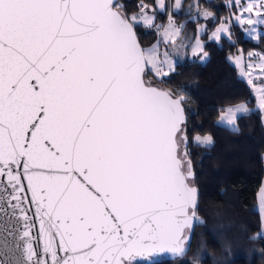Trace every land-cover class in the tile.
I'll return each instance as SVG.
<instances>
[{
	"label": "snow or ice",
	"instance_id": "1",
	"mask_svg": "<svg viewBox=\"0 0 264 264\" xmlns=\"http://www.w3.org/2000/svg\"><path fill=\"white\" fill-rule=\"evenodd\" d=\"M230 3L235 23L264 38L256 28L264 0ZM169 7L180 10L182 0H141L131 14L119 0H0V202L18 208L31 193L45 237L43 258L27 246L33 264H132L154 249L184 254L198 193L184 97L157 85L175 71L160 46L176 45L183 28ZM193 9L215 19L199 0ZM159 12L168 13L167 26L156 23ZM137 25L161 39L143 47ZM222 36L231 40L229 21L208 39ZM185 40L177 47L207 57L198 37ZM242 60L235 64L264 109V53ZM248 111L244 103L225 106L218 122L238 130V113Z\"/></svg>",
	"mask_w": 264,
	"mask_h": 264
},
{
	"label": "trees",
	"instance_id": "2",
	"mask_svg": "<svg viewBox=\"0 0 264 264\" xmlns=\"http://www.w3.org/2000/svg\"><path fill=\"white\" fill-rule=\"evenodd\" d=\"M153 3V0H144ZM185 0L175 14L181 25L182 39L194 43L202 20H194L195 10ZM129 14L139 11L141 0H121ZM230 0H199L201 8L215 17L216 27L230 21L236 11ZM166 15H159L165 21ZM231 40L220 42L202 36L208 61L185 59L177 63L175 71L157 85L184 97L188 119V157L195 173L194 185L199 192L198 225L190 253L182 260L161 264H183L194 258L200 264H264V235L262 217L257 210L258 194L264 182V123L256 100L246 81L229 57L239 50L264 53V38L247 39L241 27L231 25ZM137 36L143 47H151L159 40L155 28L137 25ZM264 36V32L262 33ZM244 103L249 111L237 118L238 130L218 124L219 112L225 106ZM211 136L209 145L197 144L194 136ZM195 256V257H193Z\"/></svg>",
	"mask_w": 264,
	"mask_h": 264
},
{
	"label": "water",
	"instance_id": "3",
	"mask_svg": "<svg viewBox=\"0 0 264 264\" xmlns=\"http://www.w3.org/2000/svg\"><path fill=\"white\" fill-rule=\"evenodd\" d=\"M120 1L121 0H119V2ZM183 108L186 123H188L184 105ZM192 171L194 173L193 166ZM194 181L195 173L190 183L197 189L198 193L195 209L196 219H194L192 224L185 229L184 234L186 240L184 254L178 255L167 250L154 249L151 252H146L143 257L135 258L132 264H161L163 262H175L184 259L190 253L194 241V233L198 225L197 207L199 192L197 186L194 185ZM30 197L31 193L28 192V199L25 204H21L18 208L12 206L16 203L15 201L8 200L6 203L0 202V264H33V261L37 257H33L31 260L29 259L27 249L29 243H32L38 256L43 258L45 237L40 233V218L35 214L36 206L31 202ZM21 209L24 211L22 212ZM25 213L28 217L27 221L25 220ZM26 230L30 232L29 237H25L24 235ZM60 254L63 255V253Z\"/></svg>",
	"mask_w": 264,
	"mask_h": 264
},
{
	"label": "rangeland",
	"instance_id": "4",
	"mask_svg": "<svg viewBox=\"0 0 264 264\" xmlns=\"http://www.w3.org/2000/svg\"><path fill=\"white\" fill-rule=\"evenodd\" d=\"M184 1H185V0H182V7H183V4H184ZM173 2H174V0H166V4H168L169 6H171V5L173 4ZM229 4L231 5V3H229ZM182 7H181V9H182ZM181 9L178 10V11H173V10L171 9V7H169V12H171L172 17H173V19H174V21H175V23H176L177 25H179V24L176 22V17H175L174 15L177 14L178 12H180ZM194 10H195V17H194L193 19H194V20H197V19L202 20V22H200L199 27H198V35H197V37H198V38L204 43V41H203V39H202V36H203L204 34H207V33H208V36H209L210 33H211V31H214L215 28H216V27H219V25H220L221 23L225 22V20L221 21L216 27H213V29H211V27L215 24V19H213L212 17L205 18V17H203L202 15H199V14H198V11H197L196 9H194ZM202 10H203V9L201 8V11H202ZM188 11H189V10H188ZM159 15H163V16L166 15V16H167V17H166V20L163 21V22H162V21H159ZM213 17H214V16H213ZM253 18H255V17H254V14H253ZM156 23L159 24V25L167 26V24H168V13H166V12H159V13L157 14ZM233 23H235V21H234V18H233V16H232V19L229 21V28H230V29H231V25H232ZM184 24H185V23H182L181 25H183V27H184ZM235 24H236V23H235ZM237 25H238V24H237ZM239 26H240V25H239ZM201 27H203L204 29H206V31H204L203 33H200V32H199V29H200ZM240 27H241V29H242V31H243V35H244L245 38H247V39H252V40H255V41L258 40V39H256V38H252V37H249V36L247 35V31H246V30H250L253 26H250V25H244L243 27H242V26H240ZM256 28H257V30H258L261 34L264 32V25H257ZM182 29H183V28H182ZM230 32H231V30H230ZM223 37H226V36H222V38H223ZM222 38H221V39H222ZM160 39H161V34L159 33V40H160ZM181 39H182V31H181V35H180V37H178L177 40H176V45H165V44L162 43L161 46H160V51H161V52H163V51H165V50L169 51L170 58L174 61L175 65H176L177 63H179V62L185 60V59H188V58L191 59V60H199L201 63H206V62L208 61V59H209L208 55H207V57H205V58H203V59H200L199 57H193V56H192L191 48H178L177 46L180 44ZM210 41H212V40H210ZM194 42H195V41H194ZM213 42H216V41H213ZM219 42H220V41H219ZM219 42H218V43H219ZM186 43H187V42H186ZM155 44H156V43H155ZM204 46H205V43H204ZM255 52H256V51H255ZM238 55H242V57H243L242 63H243L244 65H246V64H247V61H248V54L246 55V54H244L243 52L241 53V52L239 51V52H237L234 56H231L233 59L230 60L231 63H232L234 66L237 67L238 72H239V77H240L241 79H243L244 81L247 82L248 77L243 76V75L241 74V72H240V68H239V66L235 64V57L238 56ZM253 62H254V63H259V61H258L257 59H254ZM258 72H259V69L256 70V72L254 73V75L258 74ZM247 84H248V83H247ZM248 85H249V84H248ZM249 87H250V89L252 90V93H253L254 98H255V100H256V104H255V106H254V110H257V111H259V112L261 113V115H262V119H263V123H264V109H261V108L259 107V104H258V96H257L256 94H254V91H253V89L251 88L250 85H249ZM241 114H243V113H238L237 118H238ZM218 124H220L221 126L227 127V128H229L230 130H233L230 126H228V125H226V124H224V123H220V122H218ZM233 131H235V130H233ZM195 143H196V142H195ZM211 143H212V142H211ZM211 143H210V144H211ZM197 144H198V143H197ZM202 145H209V144H202ZM262 193H264V182H263L262 187H261V189H260V191H259V194H258V202H257V207H256L257 210L260 211V213H261L262 223H263V229H262V233H261V235H264V205H262V202H261V195H262ZM193 257H195V256H193ZM183 264H200V262H199L198 260L194 259V258H189V260H188V259L185 260Z\"/></svg>",
	"mask_w": 264,
	"mask_h": 264
},
{
	"label": "crops",
	"instance_id": "5",
	"mask_svg": "<svg viewBox=\"0 0 264 264\" xmlns=\"http://www.w3.org/2000/svg\"><path fill=\"white\" fill-rule=\"evenodd\" d=\"M177 65V64H176ZM176 65H175V67H176Z\"/></svg>",
	"mask_w": 264,
	"mask_h": 264
}]
</instances>
